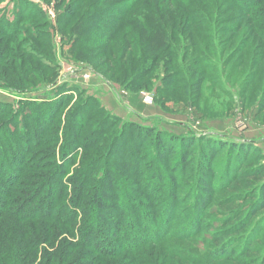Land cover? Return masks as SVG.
Returning a JSON list of instances; mask_svg holds the SVG:
<instances>
[{"label":"rangeland","instance_id":"1","mask_svg":"<svg viewBox=\"0 0 264 264\" xmlns=\"http://www.w3.org/2000/svg\"><path fill=\"white\" fill-rule=\"evenodd\" d=\"M94 1L86 0L82 10H75L74 18L62 20L65 8L81 0H0V21L7 19L13 25L9 28L0 26V53L2 48L8 47L13 57L10 56L7 63L17 58L16 65L22 61L26 65L20 72L25 81L20 87L9 85L0 76V101L10 106L0 118V137L7 128L16 132L15 137L10 138L12 141H0V146L5 149V146L19 144L25 156L23 164L16 163L20 168L17 180L8 186V190L12 191L9 209L40 193L53 175L59 177L58 181L63 186L73 185L76 179H87L90 174L96 183L105 178L107 169H111L118 182L117 189L115 187L113 191L127 197L125 202L129 201V197L133 202L131 205L140 212L144 210L156 222L170 199L166 249L160 251L159 247L147 246L137 254L141 256V264H245L242 259L245 247L250 248V253L244 257L251 256L255 264H263L264 206L259 204V196H255L262 181L243 175L244 171L262 163L258 155H251L245 160L237 156V151L224 148L205 175L213 191L203 195L199 186L204 174L203 167L199 166L202 142L186 152L178 143L166 161L159 162V159L155 161L153 143L138 148L137 141H116L123 123L137 122L175 135L191 133L211 142L246 144L264 154V77L258 74L264 66V45L263 48L258 47L259 43L263 44L261 36L254 39L255 35H244L243 30L237 36H230L232 28L224 27L237 26L239 15L243 12L229 4L228 0H173L171 4L165 3V12H161L159 0H142L130 15L136 16L137 22L148 28L150 34L161 20L164 22L168 45L176 50L174 67L177 71L167 68L164 60L168 56L162 52V61L155 65L148 81L139 87H129L127 82L123 83L118 78L112 82L96 70L99 62L95 58L99 52L84 49L88 45L86 37L77 46L73 44L77 36L70 32L71 28L79 20L84 23L81 18L86 11L89 14L82 32L91 25L90 16L98 9V3L94 4ZM21 7L23 15L15 25V13ZM170 7L172 11H169ZM262 8L256 14L263 12ZM183 14L195 17L203 29L201 33L211 37L216 46L212 56L195 55L198 62L192 61L189 70L187 63L190 57L195 56L192 54V43L190 45L191 41L187 39L188 33L186 35L178 26L179 17ZM202 15L204 18L200 19ZM248 19L246 16L243 21ZM130 30L134 33L132 36L138 39L140 30ZM257 33H264V20L257 23ZM86 34L92 37L102 35L92 30H87ZM95 40L92 43L96 46L98 40ZM121 43L119 39L114 40L105 51L120 55L123 50ZM141 50L138 47L135 59L131 57L137 71L149 65L144 64L147 55H143ZM183 55H187V60L183 59ZM147 57L151 61L155 56ZM239 57L243 58L239 60ZM170 77L176 81L178 89L158 90L170 83H163ZM197 79L202 80V87L200 95L195 97L187 90H192ZM65 85L75 88L76 92H69L73 96L65 104L61 101L56 103ZM89 99L95 102L90 103ZM30 101L40 104L39 111L53 108V120L46 123L47 126H42L40 130L41 124L35 118L28 122L22 115L15 123L6 122L23 107L27 108ZM82 102H88L86 107L95 114L81 132L83 141H76L75 121L79 120L76 111ZM29 109L31 106L26 112ZM112 117L122 122L116 125ZM20 130L26 131L33 140L26 144L19 137ZM89 139L96 142L95 148L86 150L85 141ZM4 149L2 151L5 152ZM182 156L187 157V165L177 169ZM122 157L128 161L127 164L123 163ZM154 161L160 167V181L148 179L151 177L149 164H154ZM136 162L142 163L140 178L133 177L129 171ZM51 184L44 189L37 202L43 201ZM73 189L72 186L66 191L65 199L59 203H69V208H72L74 198L80 196L83 188ZM87 191L92 192L93 185L87 186ZM149 191L154 192L153 197L148 194ZM204 196L207 199L200 205ZM15 202L17 204H12ZM86 203L84 205L83 202V210L89 213L83 215L82 212L76 220L78 223L73 225L75 229L82 227L80 221L90 219V211L95 208L91 201ZM113 205L110 203L105 213ZM119 208L120 205L114 210ZM97 214L99 216V212ZM242 221H247L248 225L242 232H236L233 228ZM64 237L59 238L56 247ZM67 240H70L69 237ZM223 245H227V255L216 258L213 252ZM45 249L51 248L41 243L35 264L44 263L41 257ZM232 250L237 254L234 258ZM127 259H132V256L124 258Z\"/></svg>","mask_w":264,"mask_h":264},{"label":"trees","instance_id":"2","mask_svg":"<svg viewBox=\"0 0 264 264\" xmlns=\"http://www.w3.org/2000/svg\"><path fill=\"white\" fill-rule=\"evenodd\" d=\"M141 1L142 0H95L94 4L98 3V9L95 13L91 14L90 19L92 20L91 25H88L89 27H87L88 29L86 28L82 32V28L85 26L86 17L89 14V11H86V15L84 14L81 18L84 23H81L79 20L70 31L77 36L76 41L73 43L74 46H77V44L79 42L81 43L86 37L85 39H87L88 45H85L84 49L91 51L97 50L99 52L98 56L96 55L97 58H95V60L99 62L96 66V70L101 75L112 82L118 78L122 80L121 82L124 81L123 83L127 82L129 87H139L148 81L155 65L162 61L160 60L162 52L168 56V58L164 60L167 68L172 71L174 70V72L177 71L174 67V51L176 50L174 48L173 51L168 45V36L164 22L161 20L158 27H156L152 34H150L148 28L143 26L140 21L137 22L136 16L133 14L130 15L135 6ZM85 2L86 0H81L78 4L71 3L65 8V11L61 15L62 20H70L71 18H74L76 15L75 10H82ZM172 2L174 1L159 0L160 5L162 6L161 12H165L166 10L164 7L165 3L171 4ZM151 3L153 4V2ZM228 3L232 6L238 7L243 12V15H239L240 23L238 22L237 26L231 27L227 25V27H224L225 29L232 28L230 36L236 35L242 30L244 31V35H255V37L261 36V42L263 44L259 43L258 47L263 48L264 33H257V23L264 20V11L259 14H256V12L263 9L264 0H228ZM22 9V7L19 8L15 13V25L22 18ZM169 11H172L171 7L169 8ZM246 16L249 18L248 21H243ZM199 18L203 19L204 15L199 16ZM0 26L3 28H9L13 25L6 19L5 21H0ZM178 26L181 27L186 35L188 33L187 39L191 41L189 44L191 45L192 43L194 48L192 50L193 56L198 55V53H201L199 56L203 57L214 55L213 51L216 50V46L211 37L201 33L203 29L198 25L195 17L190 18L186 14L181 15L179 17ZM191 26H193V31H191ZM130 28L140 30L138 39H135L132 36L134 33ZM87 30L88 32L89 30H92L94 33L99 32L102 33V35L92 37L86 34ZM8 35L11 36V34ZM255 37L254 39H257V37ZM95 39L98 40L96 46L93 44L96 41ZM117 39L122 42L123 50L121 51V54L117 55L113 51H105L110 43ZM138 47L142 48L141 52L143 55L155 56V59L153 58L151 61H149L150 59L146 56V62L144 64L149 65L145 69H140V71L135 69L136 64L131 61L132 56H134V59L137 56ZM2 49L3 51L0 53V76L9 85L16 88L20 87L25 82L23 77L20 76V72L26 68V65L23 61L19 65H16L15 60L17 58L13 59L11 63H7L12 55H10L8 47ZM197 58L198 56L190 57L187 63L188 70L193 65L192 61L198 62ZM242 58L243 57H239V60ZM183 59L187 60V55H183ZM249 66L250 65H248V67ZM257 70L259 71L258 68ZM259 73L264 77V66L260 69L258 74ZM128 81L130 83H128ZM167 81H170V83H168L167 86L163 85L164 87L158 90L166 92L178 89L177 83L172 77L164 79L163 83H166ZM201 87L202 80L197 79L192 90H186L192 96L197 97L200 95ZM74 90L75 88L65 85L61 92L62 95L56 103L61 101L62 104H65V102L71 100L73 93L71 95L70 93L76 92ZM89 101L90 103L92 101L95 102L93 99H89ZM35 102L36 101H30L27 103V108L31 106L29 111L26 112L27 108L23 107L18 113H16V115L14 114L10 119H6V122L9 120L10 123H13L16 119L18 120V116L22 115L23 119L28 122L35 118L39 124H41L40 130L42 126H47L46 123L53 120V108H51L50 111H39L40 104H34ZM48 104L50 105L51 103L48 102ZM87 105L89 106L88 102H82L79 104L78 110L76 111V117L79 116V120L75 121L76 141H83L81 132L95 114L89 110V107H86ZM9 107L8 103L0 101V118L6 113L5 109L7 110ZM82 108L84 109L81 110ZM112 118L116 125L117 123L122 122L116 117ZM22 126H24V124ZM27 128H29V126ZM35 128L37 127L35 126ZM27 131H29V129ZM19 134V137L25 141L26 144H28L27 141L33 140L26 131L22 132V130H20ZM15 135V131L11 132L10 129L7 128L5 129L4 134L0 137V141H12L10 138L15 137ZM124 140L137 141L138 148L144 146L146 143H153L156 152V160H154L157 161L159 159V162L161 160L165 162L167 156L174 152V146L178 143L183 148L182 150L186 149V152L187 150L190 151V149H192L198 142H202L203 148L201 159L199 160V166L203 167L204 174L199 180V186L202 189L203 195H209V192L213 191L211 184L208 181L209 179L205 175L209 173L208 170L217 154H219L224 148L237 151V156L245 160L251 155L252 157L258 155L259 162L261 161L262 163L244 171L243 175L251 177L256 181H262L261 185L258 187L259 192L256 193L255 196H259V204L264 206V154L260 149L253 148L246 144H244V146H242L243 144L239 146L237 143L211 142L207 141L203 136L196 137V135L191 133L175 135L167 133V131H160L153 127L141 125L137 122H127L122 124L120 135L116 137V141ZM95 144L96 142L90 141V139L86 140L84 148L90 150L95 148ZM3 149L4 147L0 146V264H35L38 253L40 252L41 243L46 244L51 248L48 250L45 249L44 255L41 257L44 260V263L42 264H141V256L137 254L147 246L159 247L160 251H165L166 239L169 237V234H167V227L170 225L168 224L167 226L166 221L168 219V213L170 212V199L167 201V206L164 208L163 215H161L160 219L156 222L153 218H150V215L144 210L143 212H140L137 207L131 205L132 201L129 197L128 200L130 202H125L127 197H123L121 193L117 195L113 191L118 182L111 169H107L105 178L102 180L100 179L101 182H99V180L96 183V179L92 178L90 174L87 179H85V177L82 181L76 179L74 180L75 182L73 185L63 186L58 181L59 177L53 175V177H51L43 186L42 191L34 195L35 197H30L25 202L21 201L22 203H12L17 205L13 209H9L11 208L10 196L12 191L8 190V186L17 180L20 168L16 163L23 164L25 156L23 155V147L19 144L14 145L13 147L9 145L7 148L5 146V152L2 151ZM123 159L124 157H122V160ZM155 161L154 164H149L148 170L151 171V177L147 178L149 180H154L155 178L157 181H160V167ZM187 162V157L182 156L176 168H185ZM123 163L127 164L128 161H124ZM141 164L142 163L139 162L133 163L132 167L129 169L133 177L140 178V173L142 172ZM49 183L52 184L50 185V188H48V192L44 195L43 201L45 202L48 199L51 201L47 203H44L43 201L37 202L36 200L39 199L40 195L44 192V189L49 186ZM89 185H93L92 192H86V188ZM72 186L74 188L73 190L78 187L83 189L82 191L80 190V196L78 195V197L76 196L74 198V201L72 202L73 205L71 204L72 208H69V203H59V201L63 202L65 199L64 196L67 194L65 192ZM148 194L153 197L154 192L149 191ZM206 199L207 197L204 196L200 201V205H202ZM88 200L95 205V208L90 211V216H88L90 219L80 221L82 227L80 229H75L73 225L78 223L76 220L82 212L83 215L89 213L88 211L85 212L83 210V207L84 205H87L86 202ZM110 203L115 205H113V209L111 208V210L109 209L105 213L104 210ZM118 205H120V208L118 211H115L117 210ZM98 212L99 216L97 214ZM153 223L155 225H153ZM247 225V221H242L233 229H235L236 232H242ZM155 226L158 229L154 228ZM61 236L65 237L60 240L56 247V243ZM68 237L70 239L69 241L67 240ZM226 246L227 245H223L215 251V253L213 252V255L216 258L218 255H227ZM231 252L233 253V258L237 256L234 250ZM249 253L250 248L245 247L242 257L243 262H245V264H255L253 261L254 258H251V256L244 257ZM127 256H132V259L124 260Z\"/></svg>","mask_w":264,"mask_h":264},{"label":"built area","instance_id":"3","mask_svg":"<svg viewBox=\"0 0 264 264\" xmlns=\"http://www.w3.org/2000/svg\"><path fill=\"white\" fill-rule=\"evenodd\" d=\"M151 98H152V97H151ZM151 98H150V99H151ZM151 102H152V99H151Z\"/></svg>","mask_w":264,"mask_h":264},{"label":"crops","instance_id":"4","mask_svg":"<svg viewBox=\"0 0 264 264\" xmlns=\"http://www.w3.org/2000/svg\"><path fill=\"white\" fill-rule=\"evenodd\" d=\"M259 142H262V141H259Z\"/></svg>","mask_w":264,"mask_h":264}]
</instances>
